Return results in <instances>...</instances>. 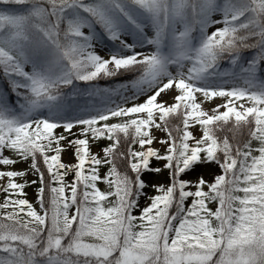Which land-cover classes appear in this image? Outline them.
<instances>
[{"label":"snow or ice","instance_id":"1","mask_svg":"<svg viewBox=\"0 0 264 264\" xmlns=\"http://www.w3.org/2000/svg\"><path fill=\"white\" fill-rule=\"evenodd\" d=\"M0 201V264H264V0H0Z\"/></svg>","mask_w":264,"mask_h":264},{"label":"rangeland","instance_id":"2","mask_svg":"<svg viewBox=\"0 0 264 264\" xmlns=\"http://www.w3.org/2000/svg\"><path fill=\"white\" fill-rule=\"evenodd\" d=\"M211 106H212L211 103H207V104L203 105V107H206V108H207V107H211ZM156 131H157V134H158V135H164V133H163L162 131H160V130H156ZM92 150H93V151H96L95 146H93V149H92ZM73 153H74V149H73V148H71V147L67 148L65 151H63V152L61 153L62 160H63L65 163H74L75 160H74V155H73ZM14 167H15L16 169H21V168H23V167H25V166L22 165V164H20V163H17L16 165H14ZM200 171L203 172V169H201ZM145 178H146V179H150V180L155 181V180L158 179L159 177H157V175H156L155 173H153L151 176H146ZM99 186H100L102 189L106 187V185H104L103 183H101ZM25 191H26V193H27V198L30 199V200H32V199L34 198V188L26 187V188H25ZM148 194H149V195L154 194V193H153V190H152L151 188L148 189ZM0 202H2V201H0ZM141 203L143 204L144 201H141Z\"/></svg>","mask_w":264,"mask_h":264},{"label":"trees","instance_id":"3","mask_svg":"<svg viewBox=\"0 0 264 264\" xmlns=\"http://www.w3.org/2000/svg\"><path fill=\"white\" fill-rule=\"evenodd\" d=\"M115 81L109 82L106 79L102 78L99 81V86L101 87H111L115 84ZM218 135L220 136V138L222 139L224 136H228L229 139H232L233 136V131H232V125L231 124H227L223 127L222 130L218 131ZM236 136L237 139H239L240 141H243L247 138V129H241L239 131L236 132Z\"/></svg>","mask_w":264,"mask_h":264}]
</instances>
